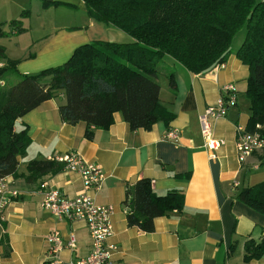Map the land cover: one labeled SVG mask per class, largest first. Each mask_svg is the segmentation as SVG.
<instances>
[{"label":"crops","instance_id":"0c3cea01","mask_svg":"<svg viewBox=\"0 0 264 264\" xmlns=\"http://www.w3.org/2000/svg\"><path fill=\"white\" fill-rule=\"evenodd\" d=\"M51 2L61 4L44 6ZM14 20L20 32L11 24ZM0 32V45L7 58L18 60L16 69L22 75L61 65L76 47L91 41H133L125 32L90 18L81 0H0ZM242 40L231 45L224 67L217 70L193 73L164 56L165 68L157 70L156 80L160 103L173 118L157 121L150 130H131L115 112L108 129H94L92 138L86 139L84 123L60 120L63 92L18 118L14 128H26L30 143L25 156L19 157L18 177H7L19 196L0 215V264H49L46 236L52 230H58L64 242L70 234L75 238L74 248L60 252L61 264H72L90 252L84 221L58 220L40 206L42 182L74 197L82 189L79 175L63 168L33 182L23 179L28 161L54 160L69 151L99 165L105 174L101 189L92 197L95 203L114 208L109 243L117 250L110 264H264V255L244 258L248 240L264 241V214L236 197L239 189L264 182L261 150L239 163L235 148L236 128L245 129L251 114L245 97L248 69L236 57ZM169 71L173 90L168 87ZM227 83L235 84L237 102L225 117L212 121L214 136L225 141L212 159L204 147L198 116ZM169 128L177 129V142L162 139ZM140 178L150 179L157 195L173 191L184 197L182 210L155 218L150 233L129 227L122 205L126 185Z\"/></svg>","mask_w":264,"mask_h":264},{"label":"trees","instance_id":"16d2710c","mask_svg":"<svg viewBox=\"0 0 264 264\" xmlns=\"http://www.w3.org/2000/svg\"><path fill=\"white\" fill-rule=\"evenodd\" d=\"M81 1L90 18L125 32L133 41L95 40L79 45L66 62L35 75L20 74L17 60L7 58L0 45V178L18 177L19 157L25 156L30 143L26 128L16 131L15 121L44 101L63 92L66 100L58 108L60 120L69 125L84 123L86 139L92 138L94 129H108L115 112L121 113L131 130H150L157 121L173 118L160 103L156 77L161 59L170 56L193 73L207 71L224 64L241 29L245 34L236 57L248 69L245 97L251 112L245 130L264 139V1ZM11 24L21 31L18 21ZM167 78L169 89H175L172 72ZM260 160L264 168V148ZM63 168L64 163L56 160H30L23 179L33 182ZM236 197L264 214V182L239 189ZM122 205L127 225L150 233L155 218L182 210L184 197L173 191L157 195L150 179L140 178L126 185ZM244 251L246 260L261 257L264 241L248 240Z\"/></svg>","mask_w":264,"mask_h":264},{"label":"built area","instance_id":"2783aa9c","mask_svg":"<svg viewBox=\"0 0 264 264\" xmlns=\"http://www.w3.org/2000/svg\"><path fill=\"white\" fill-rule=\"evenodd\" d=\"M224 64L214 67V70L223 68ZM237 88L233 83L222 86L221 94L217 100L207 106L198 116L200 133L204 147L210 152V157L216 159V151L224 145L223 139L214 136L212 121L226 116L228 109L236 104ZM259 128V125H256ZM179 134L177 129H167L162 139L177 142ZM235 148L237 160L244 162L254 151L264 148V139L257 132L249 133L242 127L236 128ZM54 160L63 162L64 169L75 172L82 181V189L74 197L64 196L57 188L51 187L47 182L40 184L42 190L41 208L58 220H82L85 222L90 237V252L84 258H79L72 264H110L117 247L109 243L113 235L112 215L114 208L111 205L95 203L92 193L99 191L105 179V174L99 165L85 161L81 155L69 151ZM7 177L0 178V215L7 205L19 196V191L9 187ZM234 185H237L235 182ZM48 244L49 264H61L60 252L64 247L74 248L75 238L69 235L66 242L58 230L50 231L46 236Z\"/></svg>","mask_w":264,"mask_h":264},{"label":"rangeland","instance_id":"374dc122","mask_svg":"<svg viewBox=\"0 0 264 264\" xmlns=\"http://www.w3.org/2000/svg\"><path fill=\"white\" fill-rule=\"evenodd\" d=\"M257 1H264V0H257ZM245 34V30L241 29L239 32H237L233 38L232 41V47H234L240 40H242L243 36ZM18 61V60H17ZM165 65H164V61L162 60L158 65H157V70L161 71L164 70ZM35 75V74H33Z\"/></svg>","mask_w":264,"mask_h":264},{"label":"water","instance_id":"95a60500","mask_svg":"<svg viewBox=\"0 0 264 264\" xmlns=\"http://www.w3.org/2000/svg\"><path fill=\"white\" fill-rule=\"evenodd\" d=\"M249 17V16H248Z\"/></svg>","mask_w":264,"mask_h":264}]
</instances>
